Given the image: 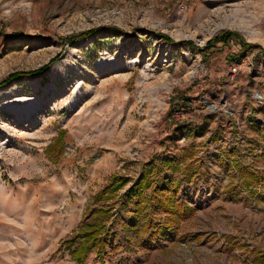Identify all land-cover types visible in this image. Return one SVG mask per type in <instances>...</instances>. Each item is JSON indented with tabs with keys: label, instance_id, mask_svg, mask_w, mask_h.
I'll return each instance as SVG.
<instances>
[{
	"label": "rangeland",
	"instance_id": "rangeland-1",
	"mask_svg": "<svg viewBox=\"0 0 264 264\" xmlns=\"http://www.w3.org/2000/svg\"><path fill=\"white\" fill-rule=\"evenodd\" d=\"M17 70L0 264H77L64 241L96 216L105 252L83 264L264 261V172L246 169L264 167V0H0V80Z\"/></svg>",
	"mask_w": 264,
	"mask_h": 264
},
{
	"label": "trees",
	"instance_id": "trees-1",
	"mask_svg": "<svg viewBox=\"0 0 264 264\" xmlns=\"http://www.w3.org/2000/svg\"><path fill=\"white\" fill-rule=\"evenodd\" d=\"M92 32H93L92 29L86 30V31H81V32H78L74 35H71L69 37V39L72 40V39L84 38L87 35L91 34ZM160 35L162 37H164L166 40L172 41V39L168 35H165V34H160ZM238 36H239V34L236 32L225 31L224 33H222V36L220 38L215 37L214 41L224 42V41H227L229 38L238 37ZM211 40L212 39H209L207 41V44H209L211 42ZM242 41H244V40H242ZM55 58L56 57L50 59L47 63L41 65L40 67H37L35 69H31V70L27 71L26 73H29V74L41 73ZM21 74H25V72L20 71V70L10 72L6 78L0 80V86L8 83L9 81H11L12 78L17 77ZM61 133L62 132L60 131L59 134H61ZM151 172H152L151 169H143L142 170V172H141L140 176L138 177V179L136 180V182L129 189L130 196L138 195L141 193V190L151 186V180H150V173ZM126 180L127 179L114 178L112 183L110 184V186L108 188V191H109L108 196H112L111 194L116 189L125 185ZM152 189L154 192L158 190L155 187H152ZM136 206H139V202H137ZM173 206H174V204H173ZM168 208L170 210H172V206L168 207ZM137 210H138V208H136V211ZM174 210H178V207H175ZM96 212H102V210H99V211L97 210ZM103 213H105V212H103ZM82 228L84 229V231L78 232L77 234L78 235L80 234L79 236H73V237L64 241V245L67 248V250L69 251L71 258L73 260H75L77 262V264H83L86 253L89 252L93 248L96 249L98 252H100V254H103V252H105V242H107L106 239L104 237H102L103 234L105 233V228H104L103 223L101 222V219L98 216H96L94 219H92L91 222L83 225ZM79 237H80V239H79Z\"/></svg>",
	"mask_w": 264,
	"mask_h": 264
},
{
	"label": "crops",
	"instance_id": "crops-1",
	"mask_svg": "<svg viewBox=\"0 0 264 264\" xmlns=\"http://www.w3.org/2000/svg\"><path fill=\"white\" fill-rule=\"evenodd\" d=\"M248 121V120H247ZM248 123H252V122H250V121H248ZM246 169H249V170H251L253 173H256V174H258V173H262V172H264V167H257V166H255V167H253V166H249V167H246ZM240 181H241V183L242 182H244L245 181V179L243 178V177H241L240 178ZM254 183V182H253ZM243 184V183H242ZM252 184V183H251ZM234 189V188H233ZM250 200H253V203L255 204L256 202H257V204H262V205H264V195H263V193L260 195V196H258V197H253V198H251ZM259 202V203H258ZM258 255H255V258L257 257V256H261L263 253H257ZM257 264H264V261H261V260H259V262L257 263Z\"/></svg>",
	"mask_w": 264,
	"mask_h": 264
},
{
	"label": "built area",
	"instance_id": "built-area-1",
	"mask_svg": "<svg viewBox=\"0 0 264 264\" xmlns=\"http://www.w3.org/2000/svg\"><path fill=\"white\" fill-rule=\"evenodd\" d=\"M231 69H232L233 72L236 71V67L235 66H233Z\"/></svg>",
	"mask_w": 264,
	"mask_h": 264
}]
</instances>
